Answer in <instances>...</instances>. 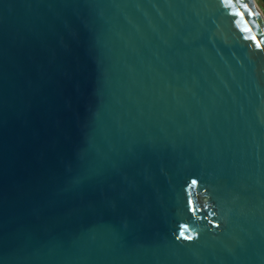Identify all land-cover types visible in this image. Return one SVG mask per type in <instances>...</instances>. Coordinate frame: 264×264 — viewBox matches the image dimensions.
<instances>
[{"label":"water","instance_id":"95a60500","mask_svg":"<svg viewBox=\"0 0 264 264\" xmlns=\"http://www.w3.org/2000/svg\"><path fill=\"white\" fill-rule=\"evenodd\" d=\"M0 264H264L253 0H0Z\"/></svg>","mask_w":264,"mask_h":264},{"label":"rangeland","instance_id":"374dc122","mask_svg":"<svg viewBox=\"0 0 264 264\" xmlns=\"http://www.w3.org/2000/svg\"><path fill=\"white\" fill-rule=\"evenodd\" d=\"M264 18V0H253Z\"/></svg>","mask_w":264,"mask_h":264}]
</instances>
